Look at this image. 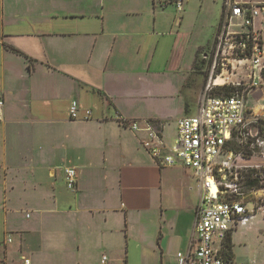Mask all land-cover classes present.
I'll return each mask as SVG.
<instances>
[{"label": "crops", "instance_id": "obj_1", "mask_svg": "<svg viewBox=\"0 0 264 264\" xmlns=\"http://www.w3.org/2000/svg\"><path fill=\"white\" fill-rule=\"evenodd\" d=\"M177 21L155 0L127 11L105 0H0V264H99L103 255L177 264V253L194 252L197 180L159 167L141 145L149 128L165 141L164 120L144 115L146 88L182 94L207 70V52L184 43ZM178 46L177 64L156 62ZM72 101L92 117L70 119ZM66 168L77 172L76 192Z\"/></svg>", "mask_w": 264, "mask_h": 264}, {"label": "built area", "instance_id": "obj_2", "mask_svg": "<svg viewBox=\"0 0 264 264\" xmlns=\"http://www.w3.org/2000/svg\"><path fill=\"white\" fill-rule=\"evenodd\" d=\"M181 2L173 0L178 12ZM203 60L207 70L197 113L176 120L173 144L149 128L141 145L159 167L190 169L198 183L195 250L177 253V264H241L227 255L226 241L238 224L264 214V2L223 0L221 21ZM3 106L0 95V115ZM69 116L88 120L92 112L72 101ZM117 120L138 131L136 122ZM64 179L67 190L76 192V170L66 168ZM99 264L111 263L103 255Z\"/></svg>", "mask_w": 264, "mask_h": 264}, {"label": "rangeland", "instance_id": "obj_3", "mask_svg": "<svg viewBox=\"0 0 264 264\" xmlns=\"http://www.w3.org/2000/svg\"><path fill=\"white\" fill-rule=\"evenodd\" d=\"M93 1V0H92ZM102 0H99L101 2ZM149 0H105L106 5H116L117 9L127 11V9H142V5ZM165 0H155L156 5L162 11V15H167L170 18L175 17L183 21V24L178 30L182 33V38L185 41L191 40V43H198L202 47V51L209 52L213 44V38L219 27L223 0H182L181 11L178 12L175 4L164 5ZM82 4L88 5L91 0H81ZM89 5H91L89 3ZM176 28V29H177ZM233 30L236 28L233 27ZM164 36L169 35V30H166ZM168 33V35H167ZM173 34H176L172 30ZM172 37H170L171 40ZM164 41V39H163ZM172 42V40H171ZM183 43V44H184ZM182 44V45H183ZM182 46L175 49L163 48L156 56V62L159 61L162 67L167 61L173 64L181 59ZM204 69V67L202 68ZM205 70L195 74V84L185 86L182 94H177V87L160 86L154 89L151 93L148 88L140 103L144 107L145 117L163 119L165 128L163 132L164 139L167 145L173 144L176 136V119L182 115L194 116L197 113L199 96L205 81ZM174 80V77L171 78ZM172 84V82H170ZM181 98V101L180 99ZM189 109L188 113H181L180 109ZM255 110L258 106L255 105ZM182 169L180 166L172 167ZM172 182V181H170ZM232 243L235 253L236 262L242 264H264V214L258 213L255 216L248 218L244 224H238L232 234Z\"/></svg>", "mask_w": 264, "mask_h": 264}, {"label": "trees", "instance_id": "obj_4", "mask_svg": "<svg viewBox=\"0 0 264 264\" xmlns=\"http://www.w3.org/2000/svg\"><path fill=\"white\" fill-rule=\"evenodd\" d=\"M225 249L227 250V255L232 257V241H231V236L228 237L226 244H225Z\"/></svg>", "mask_w": 264, "mask_h": 264}]
</instances>
